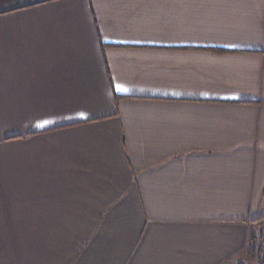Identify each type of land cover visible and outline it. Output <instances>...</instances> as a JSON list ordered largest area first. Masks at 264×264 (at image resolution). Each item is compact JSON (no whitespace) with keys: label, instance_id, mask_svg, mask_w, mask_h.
I'll list each match as a JSON object with an SVG mask.
<instances>
[{"label":"crops","instance_id":"0c3cea01","mask_svg":"<svg viewBox=\"0 0 264 264\" xmlns=\"http://www.w3.org/2000/svg\"><path fill=\"white\" fill-rule=\"evenodd\" d=\"M0 264H264V0H0Z\"/></svg>","mask_w":264,"mask_h":264},{"label":"snow or ice","instance_id":"6c2138e0","mask_svg":"<svg viewBox=\"0 0 264 264\" xmlns=\"http://www.w3.org/2000/svg\"><path fill=\"white\" fill-rule=\"evenodd\" d=\"M118 87V89L120 90V91H125V89H123V88H121V87H119V86H117Z\"/></svg>","mask_w":264,"mask_h":264}]
</instances>
